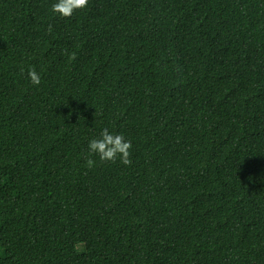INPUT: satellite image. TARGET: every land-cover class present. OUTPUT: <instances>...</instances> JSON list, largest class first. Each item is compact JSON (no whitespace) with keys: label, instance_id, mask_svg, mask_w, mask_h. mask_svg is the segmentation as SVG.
<instances>
[{"label":"trees","instance_id":"16d2710c","mask_svg":"<svg viewBox=\"0 0 264 264\" xmlns=\"http://www.w3.org/2000/svg\"><path fill=\"white\" fill-rule=\"evenodd\" d=\"M55 2L0 0V264H264V0Z\"/></svg>","mask_w":264,"mask_h":264},{"label":"clouds","instance_id":"9594fccd","mask_svg":"<svg viewBox=\"0 0 264 264\" xmlns=\"http://www.w3.org/2000/svg\"><path fill=\"white\" fill-rule=\"evenodd\" d=\"M88 3L89 0H56L51 6V10L59 17L70 18L75 11L85 9ZM48 32H52L51 25H49ZM75 58L76 54L74 52L69 55V60H74ZM23 71L21 69L22 73ZM27 76L33 85H39L41 83V76L35 67L28 70ZM131 149V141L126 140L123 134L111 133L105 128L100 133L99 138H93L89 141V157L86 158V165L89 169L94 167L95 161L90 157L97 155L102 162L115 163L117 158H119L123 165L129 166L132 163Z\"/></svg>","mask_w":264,"mask_h":264}]
</instances>
